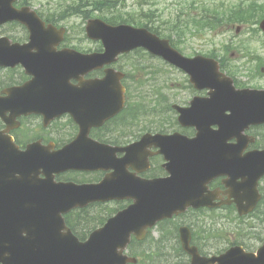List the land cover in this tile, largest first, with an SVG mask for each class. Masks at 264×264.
<instances>
[{
	"label": "water",
	"instance_id": "1",
	"mask_svg": "<svg viewBox=\"0 0 264 264\" xmlns=\"http://www.w3.org/2000/svg\"><path fill=\"white\" fill-rule=\"evenodd\" d=\"M15 1L0 0V26L9 21L25 25L29 43L21 46L0 38V67L21 64L32 76L28 90L36 95L29 104L0 96V115L6 110H17L11 114L10 120H13L22 109L48 117L69 113L81 130L75 143L56 153H46L34 145L25 152L13 151L0 138V264H124L126 258L122 251L131 233L139 235L163 218L190 206L205 205L189 200L186 190L190 183L202 180L209 173H224L228 148L218 140L223 135H229V139L238 136L248 124L264 122V92H237L231 79L219 73L214 61L200 57L184 59L169 47L167 40H159L146 29L124 24L110 26L99 19L89 20L85 32L89 39L102 42L103 54L86 55L69 49L56 52L55 46L60 43L64 29L45 27L29 8L14 9ZM260 27L264 30V20ZM137 48H144L184 70L196 87L206 86L211 90L210 99H215L219 93L215 103L196 100L189 109L175 107L181 125L196 126V139L187 140L177 134L172 138L156 135L160 146L167 139L180 138L184 142L186 149L181 154L186 160L179 175L173 176L175 181H145L127 172V167L135 164L140 146L147 144L149 135L138 145L124 149L101 146L87 137L91 125H99L121 111L124 101L121 86L124 75L121 72L107 69L102 79L78 80L85 85L78 89L77 96L65 99L61 95V100H56V93L67 91L70 79H79L80 75L110 65L118 55ZM37 87H50L52 94L34 91ZM228 92L229 104L224 101L219 105L220 98L226 99ZM221 109L228 110L230 115L225 117ZM207 123L216 124L218 130L207 132L203 126ZM203 139L211 140L215 147L201 144ZM77 141H83V145H78ZM236 146L229 145V176L236 174L233 179L240 177L243 180L241 186L245 192L241 193V200L240 197L235 200L243 214L251 211L259 197L255 188L264 174V151L241 157L234 149ZM117 151L125 152L124 157L116 158ZM69 169H103L112 170V173L95 185L54 182L55 173ZM40 174L45 178L40 179ZM172 188H178L179 192ZM125 198L134 201L110 219L103 229L91 234L86 242H79L65 227L63 213L95 201ZM235 249L214 262L264 264V246L257 255L236 256L238 251Z\"/></svg>",
	"mask_w": 264,
	"mask_h": 264
},
{
	"label": "flooded vegetation",
	"instance_id": "2",
	"mask_svg": "<svg viewBox=\"0 0 264 264\" xmlns=\"http://www.w3.org/2000/svg\"><path fill=\"white\" fill-rule=\"evenodd\" d=\"M253 2H257V5L264 7V0H249L248 3ZM228 18L229 34L192 36L207 42L209 41L208 38H220L219 43L211 45L212 50L188 52L185 49L183 38L181 39L179 36H176L175 40L172 39V47L188 58L201 55L217 61L220 70L233 79L236 89L264 91V32L260 31L256 40L253 39V36L230 34L234 30L233 4L230 0ZM7 35L13 43L25 44L28 41L27 34ZM239 38H245L242 41V46H236L234 43ZM83 39L87 38L84 36ZM95 44H98V48L85 50V54L102 53L103 46L101 43ZM64 48H68L65 41L56 46L57 51ZM143 54L150 60L160 61L164 70H174L182 74L167 62L161 61L160 58L146 54V52H143ZM117 64L114 66L115 69H118ZM23 69L20 65L12 68H0L2 76V80L0 78V95L10 100L18 99L21 103L29 104L33 101L31 98L36 94L28 90L27 83L31 80V77ZM104 73L105 67H101L84 78H101ZM240 77L245 79L241 81ZM81 85L83 84L74 80L71 81L70 84L66 85L70 88V91L56 93L58 95L56 100H61L59 98L61 95H66L69 98L77 96V90ZM50 89L52 88L37 87L34 91H44L52 94L49 91ZM179 89L188 91L183 103L176 100L179 105L185 107L190 105L194 97L199 98L198 101L201 103L209 101L215 103V100L219 97V93H217L215 99H210L211 94L208 89L195 90L189 84L186 87L180 83ZM4 91L9 92L4 94L2 93ZM125 91L127 99L128 86H125ZM172 100V98L164 96L160 102L168 106L173 104L171 103ZM224 101L229 104V92L226 94V99L220 98L219 105L224 104ZM44 111L49 112L50 110L44 109ZM19 113V116L13 121H8V123H4L0 119V133L11 139L12 144L19 151H25L27 147L35 145L36 148L42 151L56 152L72 143L79 134L80 126L69 114H61L56 117L50 115L48 117V115L38 113H22V111ZM228 113L229 111L225 112V114ZM9 116L10 112L7 113V117ZM172 118L175 120L173 125L170 124L168 115H154L152 111L146 115L117 116L99 127L90 128L88 134L94 141L119 148L138 142L145 134L168 135L179 132L189 139L196 137L197 133L194 127L185 126L180 128L176 121L177 116L173 115ZM124 127L127 130H124ZM212 128L217 129L218 126L214 125ZM248 135H252V139L243 138L242 146L237 148L241 155L253 150H264V125L250 128ZM218 142L221 145L223 143L228 148V164L225 172L219 175H210L205 179L194 182L199 184L196 187H192V184H190V187L186 190L189 193V200L209 202L210 207L188 209L182 214L157 223L155 227L148 229L143 237H132L126 254L128 257L136 258V261L127 262L126 264H216L214 258L223 255L233 247L241 249L236 256L243 253H257L264 243V227H262L264 212L257 210L258 205L264 199V178L258 184L261 200L256 209L248 215H239L232 201L235 198L234 196H238L243 192V189L239 186L232 187V184L229 187V144H237V141L234 138L229 140V135H223V137L220 136ZM200 143L212 144L214 142L204 139ZM147 146L149 149L141 155L147 154L148 167L145 169H142L143 166L138 167L141 170L136 173L139 178L144 180L167 179L179 175L182 165L185 164V156L183 157L181 154L183 148L179 142L163 141L162 146H160L159 141L154 140L150 141ZM123 155L122 153L117 154L118 157ZM105 176L106 172L103 170L91 172L70 170L55 175V181L91 184L99 182ZM237 181H240V179ZM203 182L207 183L201 185L200 183ZM126 202L127 204L130 203L129 201ZM232 219L235 221L233 223L235 227L229 226ZM202 258L209 260L203 261Z\"/></svg>",
	"mask_w": 264,
	"mask_h": 264
},
{
	"label": "rangeland",
	"instance_id": "3",
	"mask_svg": "<svg viewBox=\"0 0 264 264\" xmlns=\"http://www.w3.org/2000/svg\"><path fill=\"white\" fill-rule=\"evenodd\" d=\"M233 4H238L239 2L247 3L249 0H230ZM251 1V0H250ZM261 1V0H260ZM70 3L69 0H32L30 7L33 10H41L45 13H53L54 11L62 10L66 5ZM222 4V5H221ZM204 5V8H214L216 6L221 7L224 5L229 6V0H125L124 2H118L116 8L121 10L125 14H132L136 18H140L145 22L146 15L147 18L153 19L156 25L165 26L164 24L172 19L178 13H191L199 14L200 6ZM107 12L105 13V15ZM104 15L98 12L93 13V17H102ZM60 25L66 26L68 29V35L65 44L69 47L77 48L79 51H85L92 48H98L97 42H91L87 39H83L84 32L83 28L85 23L79 17L73 16L65 21H61ZM152 25V23H149ZM148 24V25H149ZM242 25L243 29L239 34H236L233 30L230 34L241 35V36H253L256 40L257 36L260 34L258 25L254 21L248 23L236 24ZM161 34L171 36V39L176 38L177 35L169 33V31L164 30L163 27L159 29ZM22 35L23 31L20 28L7 29L2 28L0 34H10ZM186 32L185 36V49L188 52H204L212 50L211 45L219 43L220 38H208L207 41H201L194 35H226L229 34L225 26L216 28L215 30H207L204 33H196L195 31ZM85 40V42H84ZM245 38H239L235 40L236 46H242ZM241 41V42H238ZM136 54L123 58L119 60L117 67L126 73V78L124 83L129 86V109L133 108L142 109L141 111L146 112L151 108L157 109L159 112L162 111V103H155V101L160 102L164 96L172 98L171 103H183L187 97V90H180L179 84L184 83L182 75L173 72L171 70L162 69L160 63L156 60L143 59L142 57H135ZM244 77H240V80H244ZM153 101V102H148ZM110 207H116L111 205ZM94 212V208L89 210V214ZM264 220V219H263ZM229 226L235 227L233 223ZM264 227V223L262 225ZM264 234V232H263Z\"/></svg>",
	"mask_w": 264,
	"mask_h": 264
},
{
	"label": "trees",
	"instance_id": "4",
	"mask_svg": "<svg viewBox=\"0 0 264 264\" xmlns=\"http://www.w3.org/2000/svg\"><path fill=\"white\" fill-rule=\"evenodd\" d=\"M70 3L66 5L62 10L54 11L53 13H48L46 15V19L48 22L57 23L62 20H66L70 17L76 16L81 20H86L93 17L94 12H98L104 15L101 17L107 23L111 25H116L120 23H129L135 26H146L151 19L147 18L146 15L145 22L142 21L139 17L136 18L132 14H125L121 10L116 8V4L118 2H124L125 0H69ZM235 9V8H234ZM235 22H246L251 14L258 15L259 10L256 8L249 9V11H245L242 8L235 9ZM107 14L105 15V13ZM195 24L196 22L193 21ZM213 27V26H212ZM154 31L157 32V28H154ZM94 207L95 212L90 216H86L85 214L81 217L79 222L80 229H88L92 228L98 223H102L107 217L108 213H104L99 204H96ZM106 210V208H104ZM85 213V210L80 211L79 213Z\"/></svg>",
	"mask_w": 264,
	"mask_h": 264
}]
</instances>
